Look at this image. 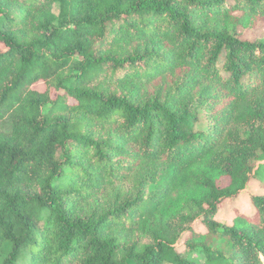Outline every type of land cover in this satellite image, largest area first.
Wrapping results in <instances>:
<instances>
[{"label":"trees","instance_id":"1","mask_svg":"<svg viewBox=\"0 0 264 264\" xmlns=\"http://www.w3.org/2000/svg\"><path fill=\"white\" fill-rule=\"evenodd\" d=\"M262 24L264 0H0V264H264Z\"/></svg>","mask_w":264,"mask_h":264},{"label":"rangeland","instance_id":"2","mask_svg":"<svg viewBox=\"0 0 264 264\" xmlns=\"http://www.w3.org/2000/svg\"><path fill=\"white\" fill-rule=\"evenodd\" d=\"M54 11L56 13H59V4H56L54 6ZM264 35V24L261 25L260 28L256 29L253 32H244L243 37L248 38V39H256L257 37H260ZM264 162V160L260 159L256 162V169ZM258 180L256 178H253L250 181L249 187L247 190L243 191L242 194L240 195L239 199L236 201H224L222 204V208L217 215V219L219 221H224V222H230L231 218L233 217L235 213L236 208L243 209L244 211L250 212V201H249V191L253 192H260L261 187L258 184Z\"/></svg>","mask_w":264,"mask_h":264}]
</instances>
